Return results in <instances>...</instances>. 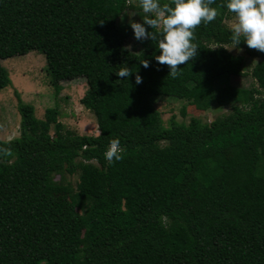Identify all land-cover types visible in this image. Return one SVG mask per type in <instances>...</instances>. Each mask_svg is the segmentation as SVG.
Masks as SVG:
<instances>
[{
    "label": "trees",
    "instance_id": "16d2710c",
    "mask_svg": "<svg viewBox=\"0 0 264 264\" xmlns=\"http://www.w3.org/2000/svg\"><path fill=\"white\" fill-rule=\"evenodd\" d=\"M227 2L211 5L219 14L196 28L197 56L172 77L155 60L161 37L142 44L135 65L109 40L126 10L142 11L138 0H0V89L12 85L2 61L39 52L54 83L86 79L80 104L98 131L65 130L57 106L39 119L15 92L19 134L0 140L12 153L0 155V264H264V196L254 186H264V98L230 83L244 61L225 47L258 59L263 73L264 53L243 37L233 44ZM122 66L133 75L118 77ZM153 97L231 111L164 122ZM117 138L126 151L110 164L104 153ZM60 169L93 189L87 217L50 202Z\"/></svg>",
    "mask_w": 264,
    "mask_h": 264
},
{
    "label": "rangeland",
    "instance_id": "374dc122",
    "mask_svg": "<svg viewBox=\"0 0 264 264\" xmlns=\"http://www.w3.org/2000/svg\"><path fill=\"white\" fill-rule=\"evenodd\" d=\"M145 15L143 10H126L109 30V40L115 44L119 43L120 49L116 53L117 56L130 65H135L142 44L147 40L141 42L135 39L129 21L142 22ZM236 22L235 14L225 20V24L229 28H232ZM225 48L231 54L242 57L244 61V74L231 77L230 83L239 88H248L253 85L261 91L260 96L264 98V73L256 69L258 59L250 58L242 50L233 46ZM1 63L6 68L12 85L0 89V140H10L18 137L19 134L20 116L16 108L15 92L18 93L24 104L33 107L34 115L37 118H43L47 108L57 106L59 109L58 120L63 124L65 130L78 135L98 134L94 116L80 104V99L88 88L84 77L54 83L47 70L43 54L35 51L6 59ZM152 102L164 122H167L170 117H174L178 122H188L190 118L210 122L231 111L230 105L224 107L212 105L208 110L200 111L187 101L169 97H153ZM182 110L185 112L184 115L181 114ZM50 133H53V129L50 130ZM263 148L262 144L261 149L263 150ZM226 155L229 156L228 151ZM50 183L62 189L50 195L51 203L71 205L78 216L82 218L88 216L92 205L89 193L93 189L81 185L78 172L68 174L64 169H60L50 175ZM254 186L257 196L263 197V181L256 178Z\"/></svg>",
    "mask_w": 264,
    "mask_h": 264
},
{
    "label": "clouds",
    "instance_id": "9594fccd",
    "mask_svg": "<svg viewBox=\"0 0 264 264\" xmlns=\"http://www.w3.org/2000/svg\"><path fill=\"white\" fill-rule=\"evenodd\" d=\"M215 3L216 0H171L172 7L169 3L161 4L160 0H138L146 15L142 22L130 20L129 24L137 41L161 37L158 40L160 55L155 56V60L170 69V76L176 77L180 66L197 56L198 45L193 42L196 39L195 30L202 23L208 24L217 18L218 9L211 6ZM226 7L237 18L232 26L233 44L239 45L243 37L249 49L264 53V0H228ZM142 64L145 69L150 67L148 60ZM116 75L127 78L133 72L127 66H122ZM135 82L141 84L142 76L137 74ZM125 151L118 138L112 139L104 156L111 164L121 161ZM11 154L9 148L0 147V155Z\"/></svg>",
    "mask_w": 264,
    "mask_h": 264
}]
</instances>
